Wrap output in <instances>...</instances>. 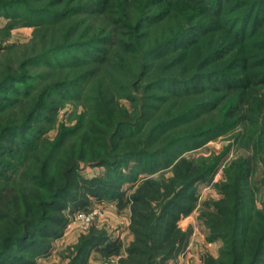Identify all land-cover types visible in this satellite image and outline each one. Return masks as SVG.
<instances>
[{
    "label": "trees",
    "instance_id": "1",
    "mask_svg": "<svg viewBox=\"0 0 264 264\" xmlns=\"http://www.w3.org/2000/svg\"><path fill=\"white\" fill-rule=\"evenodd\" d=\"M65 1L52 0L51 7L38 12L30 7L31 0H9L0 2V11L12 13L7 16L21 24L37 21L34 26L41 29L72 16L112 10L111 0H83L73 7L55 9ZM183 2L181 30L149 53V59L192 48L191 53L196 50L193 68L181 72L183 77L168 76L142 85L143 70L131 86L116 83L117 90L112 86L93 98L81 131L65 130L56 142L46 133L57 110L58 95L77 88L89 75L81 72L67 82L38 84L30 68L44 61L53 65L57 54L65 51L89 52L92 62L105 63L109 48L118 43L115 33L104 29L92 38L83 34L63 44L65 47H46L17 67H1L0 264H38L63 236L76 212L105 201L116 203L119 213L129 209L132 241L125 254L120 238L92 226L67 248V264H89L93 253L105 260L119 258L118 264L175 262L186 253L193 235V229H182L180 221L195 211L208 229L207 242H221L217 257L206 254L201 264H264V202L261 208L255 206L258 189L253 192L250 185L257 162L264 159V121L259 116L264 109V0ZM197 9L202 21L192 24ZM17 10L27 12L21 16ZM224 13L229 17L222 19ZM157 20L153 15L141 23ZM117 26L122 37H129L122 22ZM151 66L142 65L146 72ZM62 67L69 66L58 69ZM118 87L129 92L125 98L132 111L121 105ZM139 90L145 95L139 97ZM150 91L164 96L157 98ZM202 93L210 97L196 103L195 96ZM167 100L174 104L186 100L187 106L179 115L160 114L146 128L153 120L151 111L159 109L153 102ZM207 111L216 112L210 122L203 116ZM183 124L184 129L175 131ZM237 126L243 127L245 146H255L250 148L252 154L226 165L224 181L214 184L219 199L200 204L198 186L213 179L218 163L186 156L171 161L170 150L217 137ZM166 131L171 133L167 148L161 141ZM133 161L140 166L134 173ZM88 165L104 168V176L83 174Z\"/></svg>",
    "mask_w": 264,
    "mask_h": 264
},
{
    "label": "rangeland",
    "instance_id": "2",
    "mask_svg": "<svg viewBox=\"0 0 264 264\" xmlns=\"http://www.w3.org/2000/svg\"><path fill=\"white\" fill-rule=\"evenodd\" d=\"M6 1L9 0H0V2ZM77 2L83 3V0H68L63 2L62 5H58L55 9H65L67 6L73 7ZM31 3L30 7L38 10V12L39 10L48 9L52 6V0H31ZM183 3H185L183 0H111L109 7L112 10L107 13L101 15L72 16L65 22L48 27L45 26L41 29L34 26L37 21L33 25L21 24L14 17L7 16L12 13L0 11V69L6 64L17 67L24 60L32 56H37L38 54L40 55V53L47 49L46 47L53 46L54 49L63 47V44L77 40L83 34L86 38H92L100 35L104 29L108 33H115L114 35L118 43L116 46L109 48L110 57H108L105 63L99 64L92 62L89 52L88 55H85L86 53L65 51L57 54V62L53 65L51 63L49 64L50 61H44L30 68L29 72L33 78L37 79L38 84L52 83L53 81L67 82L68 80H74L81 72L82 74L86 72L89 75L77 88L63 90L58 95L57 110L54 113L52 124L47 126L48 130L46 133L48 139L56 142L61 138L65 130H82L84 123L89 117L87 115L90 103L93 98L104 92L105 89L115 86L117 90V84L131 86V83L137 81L139 74L143 70L145 71V80H142V85L154 79L159 80L168 76L183 77L181 72H187L193 68V56L196 55V50L191 53L192 48L187 49L186 52L185 50H178L168 55L165 54L156 60L149 59V53L160 47L173 34L181 30L179 27H181L180 22L182 21L180 14L184 10ZM17 11L21 16L27 12V10ZM198 12L199 10L197 9L195 18L192 20L193 22L191 21L192 24L201 23V16L197 18ZM153 15L159 17V21L151 22L149 25L144 24V22H142L143 24L141 23V19H148ZM228 17L224 13L222 19ZM41 20L43 19L41 18ZM41 20L40 22H42ZM118 22H122V25L125 26L124 31L128 33L129 37H122L118 29L120 25L117 26ZM250 32L251 29H248L246 34L247 39H250ZM252 39L256 40L257 36H254ZM70 57H74L75 60H71ZM115 59L118 62L117 67H115ZM145 63L146 65H152V68L147 69V72L142 67ZM59 66L69 67L58 69ZM117 70L119 72L114 73ZM142 85L139 89L142 88ZM262 89L264 91V86ZM118 92L121 105L132 111L130 102L125 98L126 93L129 94V92L122 91L119 87ZM136 93H138L137 95L139 97L145 95V92H141L140 90ZM149 94L160 98L164 96V94L157 91H150ZM8 96L14 97L13 95ZM208 97L210 96L202 93L199 96H195L194 100L196 103H201L202 100ZM191 99L193 98L187 100L192 102ZM179 101L175 104L174 101L168 100L164 104L153 102L159 109L151 111L153 120L146 128L157 122L155 118L160 114H166V117L181 114L182 110L187 106V101ZM141 103H139V107H141ZM215 113L213 111H207L206 114H202L204 118L207 117V122H210V117H214L213 115ZM259 116L263 122L264 109L259 112ZM184 127H186L185 124L181 128L178 126L175 131L184 129ZM242 133L243 127L237 126L233 130L219 134L217 137L177 145L170 150V153H172V157H170L171 161H174L179 156H186L189 158L203 159L207 163H218V168L213 179L198 186L200 204L205 201L219 199V194L214 184L224 181V167L226 165L231 161L242 160L252 154L250 148L254 149L255 146L251 145L250 147H246L245 142L241 139ZM170 134V132L166 131V134L161 136V141L166 143V148L169 145V140L167 142V139ZM136 164V161L130 164L132 173L140 168ZM82 171L88 177H103L105 173L104 168L93 167L92 165L84 166ZM167 176H170V173L167 172ZM250 185L253 192L256 191L255 187L258 189L254 192V203L257 208H261L264 202V159L262 158L257 162V169ZM125 189H129V185H125ZM115 205L116 203L114 202H95L90 204L88 210L76 212L71 217L70 224L66 228L63 236L53 242L50 252L46 256L39 258L38 264H67V260L64 259L68 255L67 248L75 245L79 237L89 232L92 226L106 230L108 235L114 239L120 238L123 242V254H125V249L131 243L127 230L129 224V209H125L119 213ZM80 213H88L89 215L83 217L80 216ZM188 217V219L184 218L180 221V227L182 229L185 228V230L189 228L193 229L190 243L192 242V249H194L196 254L191 258L192 261L196 259L197 252L201 253V251H204L201 253L202 255H211L209 252H215L216 249L219 252L221 247L220 241H217V246L213 245L211 248H208L210 249V251L208 250L209 252H205L203 249L201 250L203 244L202 236L207 238L209 233L202 221L199 220V211H195ZM187 253H190V249L188 248L184 254L185 257L182 255L183 259H185L183 260L184 262L187 259ZM217 255L218 253L216 256H211L217 257ZM118 259L111 258L105 260L99 254L93 253L89 259V264H118Z\"/></svg>",
    "mask_w": 264,
    "mask_h": 264
},
{
    "label": "crops",
    "instance_id": "3",
    "mask_svg": "<svg viewBox=\"0 0 264 264\" xmlns=\"http://www.w3.org/2000/svg\"><path fill=\"white\" fill-rule=\"evenodd\" d=\"M115 207H117L116 205H115ZM189 217H187V218H185V219H188ZM128 226H129V224H128ZM184 228V227H183ZM128 230V229H127ZM184 230H185V228H184ZM128 234H129V236H130V241H132V235L129 233V230H128ZM194 235H195V232H194ZM202 248H201V250L203 249V250H205V252H209L210 251V249H208V248H211V246H213V245H216L217 246V243L218 242H213V243H208V242H206V238H205V236H202ZM192 241H193V238H192ZM190 246L188 247V249H190V253H187V256H186V261L184 262L183 260H185V259H183V256H180L175 262H171V263H169V264H201V259H202V257L204 256V255H202L201 253H203L204 251H201V253H199V252H197V257H196V259H194L193 261H192V259L191 258H193L194 257V255L196 254L195 253V251H194V249H192V242L189 244ZM204 246V247H203ZM209 250V251H208ZM211 255H213V256H216V254L218 253L217 252V249H216V251L215 252H209ZM185 257V256H184ZM189 260H191V261H189ZM195 262V263H194Z\"/></svg>",
    "mask_w": 264,
    "mask_h": 264
},
{
    "label": "built area",
    "instance_id": "4",
    "mask_svg": "<svg viewBox=\"0 0 264 264\" xmlns=\"http://www.w3.org/2000/svg\"><path fill=\"white\" fill-rule=\"evenodd\" d=\"M81 215L80 216H83V217H86V216H88L89 214L87 213V214H83V213H80ZM86 215V216H85Z\"/></svg>",
    "mask_w": 264,
    "mask_h": 264
}]
</instances>
